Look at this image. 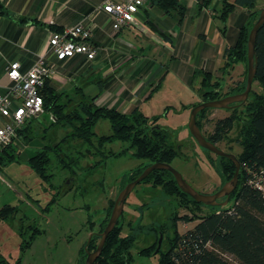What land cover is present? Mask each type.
Segmentation results:
<instances>
[{
	"label": "rangeland",
	"instance_id": "1",
	"mask_svg": "<svg viewBox=\"0 0 264 264\" xmlns=\"http://www.w3.org/2000/svg\"><path fill=\"white\" fill-rule=\"evenodd\" d=\"M186 1L185 17L176 11L168 14L159 7L153 8L148 2L149 8L152 7L149 9L151 17L171 35L176 50L168 51L159 43L160 52L154 56L148 54L161 65L159 72L156 71L158 76L154 78V86L162 79L161 76L164 75V79L153 96L140 103V108L150 119L157 116L156 126L166 130L168 142L180 147L181 154L173 159L172 166L196 190L214 193L228 180L224 160L200 146L188 126L192 106L205 101L204 76L210 71L216 74V68L221 65L216 66L211 60L213 44L203 35L211 31L212 36L219 28L223 39L228 43L235 42L245 18L247 28L251 30L264 8V0H258L253 8L242 11L236 6L226 21L221 17L222 0L203 9L197 2ZM213 11L218 14L212 15ZM137 20L147 27L138 15ZM125 32L126 38L136 44H149L150 39L141 30L131 28ZM60 75L58 70L47 80L52 81ZM247 75L246 58L232 62L228 67L225 63L213 76L212 83L219 86L224 97L244 91ZM85 90L93 96L99 93L94 84H88ZM254 92H262L257 81H254L246 102L253 98ZM62 93L61 102L67 103L68 111L73 110L81 96L75 95L74 91ZM237 109L208 108L205 117L201 118L205 135L213 132L220 118L234 113L244 117L246 103ZM240 127L241 122L236 121L226 138L217 143L218 146L228 152L241 153L238 142ZM72 131L69 124L56 123L55 115L46 108L29 122L25 131H18L17 137L7 145L8 153H0L4 155L0 161L5 159L0 166V215L4 214L6 205L15 207L9 216H0V261L6 258L11 263L21 259L23 264H79L92 233L98 245L99 233L107 225L113 209L111 201H115L132 177L150 164L133 155L128 149L129 142L98 145L99 136L112 133L108 118L97 122L94 145L73 138ZM46 145L51 148V162L47 167L49 177L42 176L30 161V157ZM112 152L117 155H112ZM261 180L257 174L252 178L253 183ZM213 210V206L198 207L199 214ZM187 216H193L190 209L180 206L175 196L166 193L163 186L155 185L152 179L139 183L128 196L119 221L123 235L134 234L137 237L132 248V264H157L159 255L152 254V251L156 247L158 231L164 233L161 249L166 251L171 246L170 240L176 228L179 233H184L199 222V218L188 220ZM144 247H148V252L142 253ZM226 257L238 264L233 255ZM86 258L87 253L82 257V264L86 263Z\"/></svg>",
	"mask_w": 264,
	"mask_h": 264
},
{
	"label": "trees",
	"instance_id": "2",
	"mask_svg": "<svg viewBox=\"0 0 264 264\" xmlns=\"http://www.w3.org/2000/svg\"><path fill=\"white\" fill-rule=\"evenodd\" d=\"M149 1L157 3L168 14H172L174 11L178 12L181 17L186 14L187 7L181 0ZM197 1L200 8L203 9L214 0ZM222 1L221 17L224 21L236 6L253 8L258 2V0ZM0 11H4L1 1ZM245 19L239 27L235 42L225 48L226 67L232 62L247 58L248 39L251 30L247 28ZM150 27L151 30L157 32L154 26ZM157 33L162 38L170 39L169 35ZM256 59L257 74L255 81L258 82L262 92H254L253 98L245 102L246 114L244 117L234 113L218 119L210 137L214 143L222 141L232 130L235 122H241L238 142L242 151L236 154L241 162L240 180L238 187L231 194L229 203L225 206H213V211L199 214L198 207L205 204L197 202L189 194L183 192L169 170L156 169L142 181L152 179L155 185L163 186L166 193L174 195L180 206L187 207L192 212L193 216H187L188 220L199 218V222L184 233H179L176 228L175 235L170 240L171 246L166 251H162V245L156 251L159 234L162 233L164 238L163 231H158L156 247L152 251V254L159 255L157 264H236L226 257L228 254L233 255L238 264H264V192L251 182L255 174L264 179V24L257 35ZM212 78V73L207 72L202 81L205 101L222 97L219 86L216 83L213 85ZM41 93L44 97V107L55 115V122L69 124L73 130L71 136L90 146L94 145V138L97 137L95 131L97 122L101 118H108L112 125V133L98 137L97 141L100 147L114 141L129 142L128 149L132 150L133 155L149 161L150 164L156 161L172 163L173 159L181 154L179 146L168 142L166 130L155 127L158 117L150 119L138 107L133 108L129 113L122 112L114 106L94 103L96 96L89 97L88 100V96L81 91V100L78 105L73 110L68 111L67 103L61 102L63 93L57 91L51 85L50 80L46 81ZM70 99L73 100L72 97ZM207 110L208 108L201 110L197 116L201 129H203L201 118L205 117ZM28 127L29 124L19 129V133ZM7 147L2 148L0 153H8ZM50 154L51 148L46 145L30 157L32 166L44 177H49L47 167L51 162ZM112 155L116 156L117 154L112 152ZM2 157L4 158L3 154L0 155V158ZM222 159L224 160V171L229 180L235 172L236 165L229 158L222 157ZM4 163L5 159L3 162L0 161V166ZM141 173L142 171L137 173L130 181L137 178ZM111 202L114 203L115 201L112 200ZM218 210L220 211L218 212ZM13 211H15V207L6 205L3 215L7 217ZM3 215L0 216L3 217ZM120 218L108 235L102 253L94 264H132V248L137 237L134 234L123 235L122 227L119 225ZM99 234L101 236V232ZM87 246L89 250L96 249L97 242L94 233ZM145 252H148V247L142 248V253ZM86 253L85 248L79 264H82V257ZM0 263L23 264L21 259L11 263L6 258L2 259Z\"/></svg>",
	"mask_w": 264,
	"mask_h": 264
},
{
	"label": "crops",
	"instance_id": "3",
	"mask_svg": "<svg viewBox=\"0 0 264 264\" xmlns=\"http://www.w3.org/2000/svg\"><path fill=\"white\" fill-rule=\"evenodd\" d=\"M0 1L4 10L0 11V93L6 92L13 84L7 73V66L11 62H20L21 70L28 71L39 55L47 51L49 36L53 30L76 24L98 10L103 2V0ZM192 1L198 3L197 0H190ZM216 1L218 0L213 2ZM148 2L151 1L146 2L142 12L138 13V18L147 25L148 32L145 33V37L150 39L149 44H136L135 41L127 39L125 31L131 29L130 27L123 28L119 33L115 32L108 14L101 10L95 17L96 28L93 35V41L100 46L97 56L88 60L86 56L78 54L66 61L58 60L55 55L49 56V62L61 74L52 79L51 85L59 92L74 91L75 95H80L82 91L87 96H96V104L114 106L122 112L129 113L135 107L141 110L140 103L145 98H151L164 79V75L161 76L162 79L154 86L156 81L154 78L158 76L156 71L161 65L148 54L154 56L159 53L161 49L159 43L168 51L176 50L171 35L151 17L149 9L159 6L157 3H151L152 7L149 8ZM181 2L188 4L186 0ZM239 8L241 11L245 10L244 7ZM211 13L218 14L216 11ZM150 26H154L157 32L169 35L170 39L162 38L156 31L151 30ZM203 37L213 44L211 60L216 66L221 63L216 68V74L210 71L214 76L226 63L225 48L232 42L228 43L222 38L219 28L215 29L212 36L211 31H207ZM220 38L223 39L221 42ZM88 84L98 87L99 93L94 96L88 94L85 90ZM6 120L0 114V125ZM17 139L20 140V137Z\"/></svg>",
	"mask_w": 264,
	"mask_h": 264
},
{
	"label": "built area",
	"instance_id": "4",
	"mask_svg": "<svg viewBox=\"0 0 264 264\" xmlns=\"http://www.w3.org/2000/svg\"><path fill=\"white\" fill-rule=\"evenodd\" d=\"M147 1L103 0L98 10L76 24L53 30L49 36L47 51L39 55L28 71L23 72L18 61L11 62L7 66L8 76L13 84L6 92L0 93V114L7 119L3 125H0V150L17 137L19 129L45 111L41 89L47 79L52 78L57 71L49 62V56L55 55L58 60L66 61L82 54L88 60L94 59L100 50V46L93 41L95 17L101 10L108 14L115 32L130 27L139 29L145 34L148 28L139 23L137 15L142 12ZM253 184L264 192L263 178Z\"/></svg>",
	"mask_w": 264,
	"mask_h": 264
},
{
	"label": "water",
	"instance_id": "5",
	"mask_svg": "<svg viewBox=\"0 0 264 264\" xmlns=\"http://www.w3.org/2000/svg\"><path fill=\"white\" fill-rule=\"evenodd\" d=\"M264 24V8L260 11V14L255 21L248 39V52H247V59H248V75H247V85L244 91L226 95L222 98L207 100L200 102L192 107L190 119H189V130L192 136L196 139V141L204 148L214 152L215 154L226 157L231 159L235 165L236 169L233 176L227 180L223 186L214 193H203L196 190L182 175L180 171L172 166V163L169 162H162L156 161L149 164L142 173L135 178L134 180L128 182L123 189L119 192L117 198L115 199L114 206L108 220L107 225L105 226L104 230L101 232V239L96 247L95 250L87 249V258L86 264H94L98 257L101 255L104 245L106 243L107 237L110 232L114 229L117 225L119 218L121 217L125 202L130 195V193L134 190V188L145 180L154 170L156 169H165L169 170L173 175L177 182L179 188L189 194L193 199L197 202L203 203L209 206H225L229 203L231 194L236 190L239 184V174L241 170V162L238 159V156L235 153L225 151L221 149L216 143L209 140L203 133L202 129L200 128L197 120L198 113L205 109V108H230L233 104L240 105L245 103L249 95L253 89V84L257 74V59H256V43H257V35L259 29ZM158 127L159 126H155ZM225 198L223 201L219 199ZM90 240V239H89ZM163 241V234H159L158 245L156 251H158L162 245Z\"/></svg>",
	"mask_w": 264,
	"mask_h": 264
},
{
	"label": "flooded vegetation",
	"instance_id": "6",
	"mask_svg": "<svg viewBox=\"0 0 264 264\" xmlns=\"http://www.w3.org/2000/svg\"><path fill=\"white\" fill-rule=\"evenodd\" d=\"M239 93V92H238ZM236 94V93H235ZM230 95V94H229ZM222 98V97H221ZM241 105V104H240ZM237 107H239V105L237 106V105H235V104H233L232 105V107H230V108H233V109H236ZM203 131V130H202ZM203 133H204V131H203ZM204 135H205V133H204ZM209 140H211L210 139V137H211V134L209 135V136H207V135H205ZM212 141V140H211ZM213 142V141H212ZM220 142V141H219ZM219 142H217V143H219ZM216 143V144H217ZM199 144V143H198ZM200 145V144H199ZM218 145V144H217ZM201 146V145H200ZM130 182V181H129ZM128 199V198H127ZM225 198H221V199H219L220 201H223ZM92 235H93V233L91 234V236H90V239L92 238ZM90 241V240H89ZM89 241L87 242V245H88V243H89ZM86 245V246H87Z\"/></svg>",
	"mask_w": 264,
	"mask_h": 264
}]
</instances>
